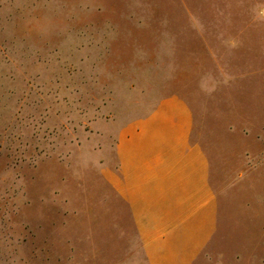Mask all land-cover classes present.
<instances>
[{
	"label": "rangeland",
	"instance_id": "obj_1",
	"mask_svg": "<svg viewBox=\"0 0 264 264\" xmlns=\"http://www.w3.org/2000/svg\"><path fill=\"white\" fill-rule=\"evenodd\" d=\"M172 94L218 203L195 264H264V0H0V264H146L102 171Z\"/></svg>",
	"mask_w": 264,
	"mask_h": 264
},
{
	"label": "crops",
	"instance_id": "obj_2",
	"mask_svg": "<svg viewBox=\"0 0 264 264\" xmlns=\"http://www.w3.org/2000/svg\"><path fill=\"white\" fill-rule=\"evenodd\" d=\"M193 128L189 104L163 97L120 129L116 165L102 171L127 206L146 264H195L217 231L210 162Z\"/></svg>",
	"mask_w": 264,
	"mask_h": 264
}]
</instances>
